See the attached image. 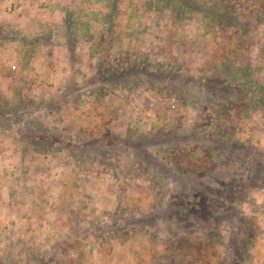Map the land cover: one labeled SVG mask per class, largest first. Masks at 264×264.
I'll list each match as a JSON object with an SVG mask.
<instances>
[{"label": "rangeland", "instance_id": "rangeland-1", "mask_svg": "<svg viewBox=\"0 0 264 264\" xmlns=\"http://www.w3.org/2000/svg\"><path fill=\"white\" fill-rule=\"evenodd\" d=\"M262 53L264 0H0V264H264Z\"/></svg>", "mask_w": 264, "mask_h": 264}, {"label": "trees", "instance_id": "trees-1", "mask_svg": "<svg viewBox=\"0 0 264 264\" xmlns=\"http://www.w3.org/2000/svg\"><path fill=\"white\" fill-rule=\"evenodd\" d=\"M261 55V57H260V59L262 60L263 58H264V53H262V54H260ZM264 60V59H263ZM225 71H223V73H222V75L221 74H219V75H217V77H218V80H217V82H215V84L216 85H218V83H228L227 82V80H228V78L230 77L229 75V73H228V75L225 73ZM233 84V83H232ZM232 84H230V86L232 85ZM236 84H238V82L236 83ZM241 84V83H240ZM140 147V149L142 150V152L143 153H146V156H144V160H145V162L146 163H149V160H150V157L148 156V154H150V151L148 150V149H143V147H141V146H139ZM141 158H142V156H141Z\"/></svg>", "mask_w": 264, "mask_h": 264}, {"label": "crops", "instance_id": "crops-1", "mask_svg": "<svg viewBox=\"0 0 264 264\" xmlns=\"http://www.w3.org/2000/svg\"><path fill=\"white\" fill-rule=\"evenodd\" d=\"M56 8H57V7H56ZM51 9L53 10V9H55V7H54V8H51ZM24 14H25V13H24ZM17 15H20V14H19V13H18V14H15L14 17H17ZM21 18H22V17H21ZM16 19H17V18H16ZM26 19H27V18H26ZM16 21H22V19H20V20H16Z\"/></svg>", "mask_w": 264, "mask_h": 264}, {"label": "built area", "instance_id": "built-area-1", "mask_svg": "<svg viewBox=\"0 0 264 264\" xmlns=\"http://www.w3.org/2000/svg\"><path fill=\"white\" fill-rule=\"evenodd\" d=\"M11 68L14 70V68H15V67H14V66H12Z\"/></svg>", "mask_w": 264, "mask_h": 264}, {"label": "flooded vegetation", "instance_id": "flooded-vegetation-1", "mask_svg": "<svg viewBox=\"0 0 264 264\" xmlns=\"http://www.w3.org/2000/svg\"><path fill=\"white\" fill-rule=\"evenodd\" d=\"M231 86H234V85H231Z\"/></svg>", "mask_w": 264, "mask_h": 264}]
</instances>
